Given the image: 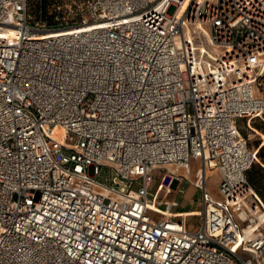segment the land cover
<instances>
[{
  "label": "built area",
  "instance_id": "built-area-1",
  "mask_svg": "<svg viewBox=\"0 0 264 264\" xmlns=\"http://www.w3.org/2000/svg\"><path fill=\"white\" fill-rule=\"evenodd\" d=\"M181 5L92 0L49 23L0 0V264H264L242 126L264 120V0ZM172 165L220 175L222 204L190 180L197 228L153 192L159 170L184 180Z\"/></svg>",
  "mask_w": 264,
  "mask_h": 264
},
{
  "label": "rangeland",
  "instance_id": "rangeland-1",
  "mask_svg": "<svg viewBox=\"0 0 264 264\" xmlns=\"http://www.w3.org/2000/svg\"><path fill=\"white\" fill-rule=\"evenodd\" d=\"M91 1L92 0H30L31 20H43L49 23L67 21L80 22L86 17V15H88L89 4ZM174 10L175 7H172L170 13H173ZM260 94H264V78L261 80ZM242 126L244 135L249 139L250 147L257 151L256 161L250 171L255 175L260 187L259 189L263 192L262 194H264V158L261 156L264 155V120H253L250 124L246 121L243 122ZM171 170L183 175L184 180H174L171 184L174 190H169L167 193L168 186L162 185L160 181H158L166 171L159 170L154 174L156 182L153 186V192H155L156 198L159 201L160 199H165V201L171 200L177 202V205L173 207L171 213L166 215L180 216L193 220V225L197 228L198 225H196L195 222L198 221L199 218L193 217V215L201 214L202 208L199 205V200L201 199L203 192L201 189L197 188L195 184L190 182V180L193 182L197 181V168L193 167L191 170H187L172 165ZM108 175L114 176L116 175V172L111 168H105L102 172V176L99 178L105 180V177ZM219 181L220 176L218 173L216 171H209L208 178L204 181V185L209 188L212 196L220 199L222 196L218 192ZM166 183L168 182L166 181ZM157 186L158 188L156 189ZM190 204L193 208H189ZM163 214H165L164 211Z\"/></svg>",
  "mask_w": 264,
  "mask_h": 264
},
{
  "label": "bare ground",
  "instance_id": "bare-ground-1",
  "mask_svg": "<svg viewBox=\"0 0 264 264\" xmlns=\"http://www.w3.org/2000/svg\"><path fill=\"white\" fill-rule=\"evenodd\" d=\"M167 1H169V0H167ZM176 1H177V2H180V1H181V3H182V5H181V9H180V11H179V13H178L179 16H181V14H182V13H183V12L189 7V5H190V3H191V0H176ZM255 161H256V160H255ZM219 176H220V175H219ZM197 181H198V184H199V185L205 186V185H204V177H200V179H197ZM167 182H169V179L167 180ZM181 183H182V182H181ZM169 190L173 191L174 188L171 186ZM168 192H169V191H168ZM209 196H210L211 199L214 200L215 202L220 203V204L223 203L221 200L216 199V198H213L210 192H209ZM168 202H170V203L174 202L175 204H177L176 201L168 200ZM156 207H157V205H156ZM172 210H173V208H172V209H162V211H164L165 214H170Z\"/></svg>",
  "mask_w": 264,
  "mask_h": 264
},
{
  "label": "trees",
  "instance_id": "trees-1",
  "mask_svg": "<svg viewBox=\"0 0 264 264\" xmlns=\"http://www.w3.org/2000/svg\"><path fill=\"white\" fill-rule=\"evenodd\" d=\"M263 143H264V141H263ZM261 156H262V158H264V155H261ZM248 177H249L251 184L258 190V192L261 194L262 198L264 199V194H262L263 192H261V190L259 189L260 187H259L258 182L255 178V175L253 174L252 171L248 172Z\"/></svg>",
  "mask_w": 264,
  "mask_h": 264
},
{
  "label": "crops",
  "instance_id": "crops-1",
  "mask_svg": "<svg viewBox=\"0 0 264 264\" xmlns=\"http://www.w3.org/2000/svg\"><path fill=\"white\" fill-rule=\"evenodd\" d=\"M196 163V162H195ZM219 175V174H218ZM207 187V186H206ZM158 188V186L156 187V189ZM207 189H208V191L210 192V190H209V188L207 187ZM167 193H168V190H167ZM158 200V199H157ZM160 200H165V199H160ZM192 205L190 204L189 205V208H193V207H191ZM164 215H166V214H164Z\"/></svg>",
  "mask_w": 264,
  "mask_h": 264
}]
</instances>
